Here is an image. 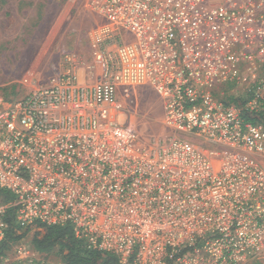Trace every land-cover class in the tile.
Wrapping results in <instances>:
<instances>
[{
    "label": "built area",
    "instance_id": "2783aa9c",
    "mask_svg": "<svg viewBox=\"0 0 264 264\" xmlns=\"http://www.w3.org/2000/svg\"><path fill=\"white\" fill-rule=\"evenodd\" d=\"M89 82L77 63L22 98L0 100V243L71 228L118 264H244L264 251V0H88ZM250 81L244 103L222 89ZM150 88L162 139L120 123L119 98ZM235 98L237 96L235 95ZM200 141L201 144L196 142ZM15 261L37 254L14 246Z\"/></svg>",
    "mask_w": 264,
    "mask_h": 264
},
{
    "label": "rangeland",
    "instance_id": "374dc122",
    "mask_svg": "<svg viewBox=\"0 0 264 264\" xmlns=\"http://www.w3.org/2000/svg\"><path fill=\"white\" fill-rule=\"evenodd\" d=\"M100 22L88 0H0V100L14 101L34 87L47 84L63 70L65 57L77 63L78 81L89 82L92 57L88 35ZM260 77L264 79V67ZM249 88L250 81L246 79L243 85H232L228 94L245 98ZM130 91L129 98H119L118 106L123 110L120 123L130 126L144 144L166 137L158 96L148 87ZM35 233H26L16 244L31 251ZM16 244L2 264H19L15 261ZM36 264L63 263L54 250L37 254ZM244 264H264V251Z\"/></svg>",
    "mask_w": 264,
    "mask_h": 264
},
{
    "label": "trees",
    "instance_id": "16d2710c",
    "mask_svg": "<svg viewBox=\"0 0 264 264\" xmlns=\"http://www.w3.org/2000/svg\"><path fill=\"white\" fill-rule=\"evenodd\" d=\"M232 85L223 87V101L226 103H244L249 96L245 98H235L229 95ZM244 118L255 124L264 127V114L249 113L244 111ZM11 193L0 190V204L10 205L13 202ZM7 232L5 239L0 243V264L6 258V253L16 243H18L26 234L19 233L15 224L14 209L10 206L6 210ZM32 250L38 254H48L56 250L63 264H118L115 256L88 250L84 244L75 239L72 230L68 226L63 227H38L32 241Z\"/></svg>",
    "mask_w": 264,
    "mask_h": 264
}]
</instances>
